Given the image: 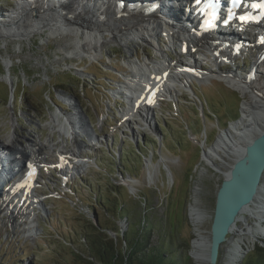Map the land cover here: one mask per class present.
I'll list each match as a JSON object with an SVG mask.
<instances>
[{"label":"rangeland","instance_id":"374dc122","mask_svg":"<svg viewBox=\"0 0 264 264\" xmlns=\"http://www.w3.org/2000/svg\"><path fill=\"white\" fill-rule=\"evenodd\" d=\"M22 1L24 3L25 0H0V20H8L18 11H26L34 3L33 0H26L27 3L23 4ZM107 1L82 0L81 3L85 4L79 6L76 1L42 0L38 6L51 8L68 5L88 8L92 12L98 11L102 5L110 6ZM51 36L49 30H37L30 36L0 37V143L15 149L17 146V150L21 149L25 154L24 146L45 152L49 159L56 156L51 152L54 146L66 152L84 149L85 158L92 157L93 153L96 159L88 162L81 160L78 162L80 167L72 163L74 169L79 168L78 174H72V186L60 184L56 174L48 177L41 190L46 200L29 219L23 209L19 211L15 203H11L16 200L20 202L17 197L21 196V187L16 186L12 190L16 200H0V264H52L56 255L54 249L60 250L57 240L64 236L74 239V229L88 225L85 220L91 218L93 205L99 208L93 199L101 196V191H104L102 186L107 188L108 182L115 183L119 189H122L121 185L124 186V204L136 216L145 213L168 222L165 224L167 229L175 221V230L179 233L177 246L186 248L191 264H209L191 255L194 230L198 227L202 233L209 235L215 193L222 179L220 173L227 171L233 158L207 156L205 153H214L212 147H215L219 136L231 130L240 120L243 115L242 102L246 97L238 89L217 80V77H211L209 82L192 80V75L185 78L181 75L182 83L177 84L183 86L178 90L186 93L172 91L169 101L163 102L160 109L152 111L150 115L144 114L145 121L149 119L148 123L137 119L122 129L121 137L119 133L111 135L110 125L115 124L116 118L127 107L125 93L129 91L126 84L131 83V77L124 75L133 70L131 61L148 64L152 59L159 63L163 60L165 64L167 59H175V47L161 42L165 50L159 53L157 48L145 42L117 41L113 48L105 43L100 52L85 53L76 49L75 36ZM36 40L39 41L37 47L34 46ZM262 46L245 57L233 58V64L217 66L214 74L235 73L243 79L249 76L253 85L264 90V79L254 73V70L264 69ZM8 60H11L9 67L2 65ZM207 62L208 66H213L210 61ZM7 68L11 74L10 80L7 79ZM96 79L100 85L95 83ZM191 80L192 92L187 90ZM26 81L29 84L21 88ZM68 83L70 86H67ZM53 87L54 90L57 87L68 89L71 97H60L62 100L57 107L44 111L39 106L48 103L44 94H47L46 90L52 91ZM22 90L30 98L33 108L19 105L23 103L18 99L17 92ZM170 100L175 101L174 106ZM201 103L204 107L202 111L207 113L204 120L197 109ZM56 115L62 124L61 131L52 122ZM161 119L167 127L165 138L166 131L162 132L157 123ZM104 133L107 134L106 138L103 137ZM93 134L100 136L96 146L101 147L97 146L95 151L89 146ZM121 150L123 156L120 157ZM62 154L66 155L65 152ZM30 195L33 197L32 192ZM141 195L146 196L150 204H145ZM4 196L1 194V198ZM192 206L202 212L199 223H195L189 214ZM122 220L116 218L115 224L122 228ZM247 220L249 223L254 221L250 216ZM236 224L244 226L240 220ZM262 224L264 226V221ZM237 237L236 233L230 232L227 240ZM153 239L156 237L153 236ZM228 241L221 245L216 264H227ZM244 242L246 245L242 255L234 264H241L245 257L252 256L253 250L260 244L264 246V233L249 236Z\"/></svg>","mask_w":264,"mask_h":264},{"label":"bare ground","instance_id":"6f19581e","mask_svg":"<svg viewBox=\"0 0 264 264\" xmlns=\"http://www.w3.org/2000/svg\"><path fill=\"white\" fill-rule=\"evenodd\" d=\"M145 1L149 2L151 0H145ZM165 1H167L168 4H166L164 10L161 9V4L164 5ZM165 1L153 0L152 3H156L153 6L154 9H160L164 15L171 17L172 20L180 24V21H178V19L179 20L184 19L181 16V13L183 11L182 6L185 0H165ZM38 2L41 3L42 1L38 0ZM26 3L27 1L25 0L23 4ZM138 4L143 8H147L150 10V8L147 7L148 4L147 2L146 3L139 2ZM47 9H53L52 11H54L55 14L51 13L53 14L51 16L50 14L47 16L40 14L37 18H32L28 15L30 10V8H28L26 11H22V10L18 11L17 13L14 14L13 17H11L8 20L5 19L0 20V37L6 35L30 36L35 31L41 30L48 26L51 30L55 31L54 37L56 38H59L61 36H66L68 34L75 36L76 41L75 40L74 41H75L76 49H81L85 53L89 51L100 52V49L103 48L104 44L108 40L116 42L117 40H121L124 37H127L126 38L127 40L128 39L131 40V38L132 39L138 38L141 40V42H146L152 47L157 48V51L159 53H164V47L161 45L162 43L160 42L161 40L160 39L158 40L156 38L157 36L156 32L159 27L160 21L158 18H153V16L147 12L142 13V16L145 18L144 22H137V20L140 19V17L137 15L129 16V19L127 21L124 19L115 18L114 16L116 15L117 12L113 10L112 5L110 6L102 5L99 7L98 11H92V12L90 9L88 10V8H82V7L75 8L74 6H68V5L61 7L54 6ZM65 9L77 11V13L75 14L72 13L71 16L66 15L65 17H63L61 11ZM132 11H134V9H132ZM80 12L85 14V17L87 18L86 19L87 22L88 21L90 22V19L93 16L97 18L103 16V18H101L100 21L97 22L92 21L90 25L84 26L81 20H77L79 19L78 16L80 15ZM153 12L157 13L156 10H154ZM102 22L105 23L102 24ZM106 32L110 34H106ZM161 32L160 31L158 32L159 38ZM194 35L196 34L189 33L188 37H183V38L176 36L175 38H173V40H178L181 42V44L185 43L189 51L190 43H194V41L196 40V36ZM206 36L207 33H204L201 36V38L196 41L195 45L200 48L203 46L205 47L204 41ZM262 37L264 39V32ZM173 40L169 41L171 42L172 46H174ZM220 49H224V47L221 46ZM148 62L149 63L147 64V63L131 61V66L133 67V70H130V74H129V76L131 77V83L126 84L129 93L140 90L138 88L140 84L139 82L140 78L150 81L152 82V84L153 82H155L154 80L157 81L159 79L160 74L158 73L160 72V70L163 71L162 69L165 67V65L163 63H158L156 60H152V59ZM167 62L169 68H171L170 71H172V68H175L182 64V62L179 60L173 61L167 59L165 63ZM4 64L9 67V65L11 64V60L5 61ZM183 67H184L183 72L187 73L183 75V78L190 75L193 76V74H189L188 70L186 69L189 67H187L186 65H183ZM192 68L199 70V72H201L198 74L203 77L202 80H206L210 82L212 79L211 77H217V80L223 81L226 85H228L231 88L238 89L243 94V96L246 97V99H244L242 102L241 113L243 115L240 118V120L235 124L233 123L234 125L232 124L233 126L231 130H227L219 136V138L216 141L215 147H212L214 153L210 151H207L205 153L207 156L217 155L221 158L223 155L233 158L231 160V164L228 165L229 168V166L232 165L233 160L243 150L244 145L253 137H255L257 134H259L264 130V90L258 88L260 86L256 84H255L256 86L253 85V82H251V78L249 76L243 79L241 77H237L235 73L225 74L219 72L217 74H214L213 70L209 71V69H207L206 71H204L202 68L197 67L196 65H194ZM7 69H8L6 70L7 79L10 80L11 74L9 68ZM196 70H194L192 73H197L198 71ZM254 73L257 74V76H259L260 78L264 79V69L254 70ZM181 78L182 76L180 75L179 78L171 77L168 78V80L169 82L174 81L177 84V83H182ZM257 84L259 83L257 82ZM143 99H144L143 102L140 101V104H144L145 102L148 101L147 93L144 95ZM143 112L145 115L149 114V110L147 111V113L145 110ZM52 122L53 124L57 125L59 131H61L62 124L59 123L57 115L54 118H52ZM15 147L18 149L17 146ZM23 150L27 153H31L30 151L32 149H27V147L24 146ZM6 157L7 156H5L3 159H5ZM74 165L75 167L77 166L80 167L79 163H74ZM19 187L22 188V191L20 192L21 196H18L17 198L19 199L20 202L23 199L24 204L26 203L29 204L28 200L32 197L30 195L31 191L30 190L28 191L26 188L29 186L19 185ZM13 188L15 189L16 186H14ZM247 208L248 209L244 213H242V216L239 219L244 226L242 225L239 226L235 224V227H233V229L231 230V232L236 233L238 237L236 239L231 238L229 241L227 240L229 243L227 264H234L240 259L242 252L244 250V246L246 245V243L244 242L245 239H247L249 236L255 237L258 234L261 235L264 233V226L262 224V222L264 221V184L263 183L261 185V191L259 193L258 199L254 200L253 203L249 205ZM189 214L195 223H199V221H201L200 219L202 217V212L201 210H199L198 207L192 206L190 208ZM249 216L253 217L254 219L253 223L248 222L247 218ZM197 228H195L194 230L195 236L192 240L191 255L193 258H195L198 261L207 262V252H208L210 238L209 235L202 233Z\"/></svg>","mask_w":264,"mask_h":264},{"label":"trees","instance_id":"16d2710c","mask_svg":"<svg viewBox=\"0 0 264 264\" xmlns=\"http://www.w3.org/2000/svg\"><path fill=\"white\" fill-rule=\"evenodd\" d=\"M21 107H32L30 98L26 96ZM158 124L162 132L166 131L165 121H158ZM166 135L167 131L163 138ZM121 187L123 189L124 186ZM119 188L111 182L107 188L102 186L104 191L100 195L103 198L93 199L99 206L96 209L93 205L91 210L95 217L86 218L88 225L83 228L74 229V239L64 236L57 240L61 251L54 249L56 255L52 264H191L186 248L177 246L179 233L175 230V221L167 229L165 224L168 222L145 213L136 216L124 204V190ZM141 196L145 204H150L146 196ZM116 218L124 219L122 228L115 224ZM68 254L71 257L67 258ZM241 264H264V246L260 244Z\"/></svg>","mask_w":264,"mask_h":264},{"label":"water","instance_id":"95a60500","mask_svg":"<svg viewBox=\"0 0 264 264\" xmlns=\"http://www.w3.org/2000/svg\"><path fill=\"white\" fill-rule=\"evenodd\" d=\"M81 2L80 3L78 2L79 6H81V4H85V2L84 3ZM52 10L53 9L44 8L43 6L31 7L28 15L32 18H37L40 14L46 16L50 14L51 16L53 15L51 13L55 14V12ZM81 12L80 15L78 16L79 19L77 20H81L84 26L90 25L92 21H96V22L100 21L101 18H103V16H100V18L93 16L90 19V22L89 21L87 22L86 21L87 18L85 17V14ZM61 13L62 16L65 17L66 15L71 16L72 13L75 14L77 13V11L65 9L61 11ZM131 15L134 14L129 13L125 10H119L117 11L114 17L124 19L127 21L129 19V16ZM144 19H145L144 17H140V19H138L137 22H144ZM159 21H160L159 25L160 24L162 25V29H161L162 32L161 30H159L158 27L156 32L157 34L156 38L158 40L166 38L163 41L161 40L160 42L162 43L165 42L166 45L168 46L169 44H171V42L169 41L170 38L173 36V31L168 23H166L161 19H159ZM103 23L105 22H102V24ZM41 30H43L44 32H48L49 30L53 36L55 35L54 33L55 31L51 30L48 26ZM159 31L161 32L160 38L158 37ZM106 34H110V33L106 32ZM126 38L127 37L123 38L125 39V41L123 39L117 41L119 42L136 41L141 43V40L138 38L137 39L131 38V40L130 39L127 40ZM116 42L108 40L106 43L108 44V46L112 47L115 45ZM35 44H36L35 47H37L39 41L36 40ZM175 46H178V44H174V47ZM2 63H3L2 65H5L4 62ZM75 77L77 78V76ZM71 82L72 80H70V83ZM12 84L14 85V82ZM12 84L9 83L10 90H12L11 88ZM25 84H29V82L26 81L25 83H22L21 88ZM67 86H70V84L68 83ZM54 89L55 87H53L52 91L49 90L50 92H48L47 90L45 91V93L47 94H44V96H45V100L48 103L40 104L39 106L44 111L46 110L49 111L56 104H58L60 95L71 97V95H69L70 93H68L69 92L68 89L66 88L63 89L61 87H57V90ZM66 93L68 94L66 95ZM17 94H18V99L23 103L24 98L26 97L25 94H23V90L20 91L19 93L17 92ZM83 95L84 93H82V96ZM220 174L222 175V179L215 193L213 212H212L211 223L209 228L210 241L207 252V261L209 262V264H216L220 247L224 242L227 241L228 234L231 232L233 227H235L237 220H239L240 217L242 216V213H244L248 209L247 207L251 205L254 200L258 199L259 193L261 191V185H262L261 181H263V175H264V130L259 134H257L255 137H253L251 140H249L244 145L243 150L233 160L232 165L229 166L228 170L225 173H220ZM93 217L95 216H91V218Z\"/></svg>","mask_w":264,"mask_h":264},{"label":"snow or ice","instance_id":"6c2138e0","mask_svg":"<svg viewBox=\"0 0 264 264\" xmlns=\"http://www.w3.org/2000/svg\"><path fill=\"white\" fill-rule=\"evenodd\" d=\"M197 2L199 3V0H197ZM233 3L236 4L237 6H240V0H233ZM207 7H209L210 9H213L215 10L216 8V0H207ZM251 7L253 8H259L261 10V15H264V0H262L261 3L259 4H252ZM239 19L242 21V22H248V21H252L254 20L255 18L252 17L251 15H242L239 17ZM225 23H227V21H225ZM264 42V41H262ZM31 168V165L29 166Z\"/></svg>","mask_w":264,"mask_h":264}]
</instances>
